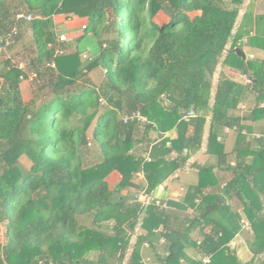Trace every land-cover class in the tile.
<instances>
[{"label":"trees","instance_id":"obj_1","mask_svg":"<svg viewBox=\"0 0 264 264\" xmlns=\"http://www.w3.org/2000/svg\"><path fill=\"white\" fill-rule=\"evenodd\" d=\"M255 2L0 0V264H264V54L234 51L264 53ZM58 14L86 19L91 56L58 40ZM137 112L148 122L122 118ZM203 144L181 198H137ZM241 220L248 263L228 247Z\"/></svg>","mask_w":264,"mask_h":264},{"label":"crops","instance_id":"obj_2","mask_svg":"<svg viewBox=\"0 0 264 264\" xmlns=\"http://www.w3.org/2000/svg\"><path fill=\"white\" fill-rule=\"evenodd\" d=\"M259 6H260L259 4H256V6H255L256 7L255 8L256 13H264V11L263 12H259V11L257 12V10H258L257 7H259ZM81 20L84 21L86 19L85 18H83V19L77 18V17L72 19V18H69L68 16H66L65 14L55 15L54 16V30L57 31L58 28L60 27V25H65L66 29L79 28V21H81ZM62 27H64V26H62ZM61 31L65 32L66 30L63 29ZM71 35H73V33L68 34V36H71ZM69 50H71V49H69ZM243 52L245 53V55H249V56H252V55L262 56L264 54L262 51H257L256 49H252V48L249 49L248 52L246 50H243ZM228 69L233 70L229 66L223 67V70L225 71V73L228 76H230L228 73L229 72ZM251 103H252V101L250 100V97H248V99L245 101V104H246L245 108L250 107ZM153 134H155V132H152L151 136H153ZM228 135H229V133H228ZM174 136H175L174 131L167 132L163 135V137L168 138V139H171ZM205 137H206V135H205ZM230 139L232 141L233 136H231L230 138L228 136V138H227L228 147H229V144L231 143V141H229ZM139 146L140 145L135 146L136 151H138V149H140ZM143 154H145V152H143ZM205 157L206 156L204 154V144H203L200 151L196 155L193 156V158L195 159V162L194 161L193 162L191 161L190 163L188 162L189 164L186 163L185 167L183 169L176 170L172 175H170L166 180H164L154 190V192L152 193V197L164 199V200L181 198L182 194H184L186 187L188 185L194 184L196 182L197 170H196V167H192V164L193 163L197 164L196 161H203L205 159ZM111 174H115L113 176H116V179L119 180V174L117 172H112ZM135 176H137L139 179H141V182H142L143 175L141 173H137V174H135ZM222 177L224 178V182H225L230 176H229V174H223ZM131 191H135V190L131 189ZM251 237H252V232L250 230H248L246 228H241L239 230V232L237 233V235L228 244V247L234 252V254L237 256V258L239 259V261L241 263H248L251 261L252 253L248 247V242L251 239ZM143 260H145V264H156L152 260H148V258H146V257H144ZM252 264H254V263H252Z\"/></svg>","mask_w":264,"mask_h":264},{"label":"rangeland","instance_id":"obj_3","mask_svg":"<svg viewBox=\"0 0 264 264\" xmlns=\"http://www.w3.org/2000/svg\"><path fill=\"white\" fill-rule=\"evenodd\" d=\"M247 1L248 0H245V3H247ZM256 4H259L260 6L259 7H257V12L259 11V12H263L264 11V0H256V2H255V6H256ZM83 19V18H82ZM164 19H165V17H164V15H161V16H158L157 17V20L158 21H164ZM83 24H86V20H81V21H79V27H81V25H83ZM62 26H64V27H62ZM66 30L65 32V34H70V33H73V35H71L70 37H72V41L70 42V44H71V46H70V49H75V48H77L80 52H81V56H82V59L84 60L85 58H87V57H89V55L91 56L96 50H97V43H96V40H95V38L93 37V35L91 34V33H87V34H82L83 32H82V30H81V28H75V29H66V27H65V25H60V27L58 28V30H57V33L58 34H60V33H63V31H61V30ZM83 35V36H81V37H79L78 39H77V36H79V35ZM228 46H229V44H228ZM249 56V55H248ZM228 73H229V75L231 76V77H233V79H235V80H237V81H241V82H243V83H245V84H247V82H248V79L245 77V76H243V74H240V73H238L236 70H231V69H228ZM227 72V71H226ZM96 73V72H95ZM97 74V73H96ZM29 76V78L30 77H33L34 76V73H31V74H29L28 75ZM98 76H100L99 75V73H98ZM20 89H21V95H22V98L24 99V101H27L28 99H30V97L32 96V92H31V87H30V84H29V81L28 80H26V81H23L22 83H21V85H20ZM102 101H104V99L102 100ZM103 103V102H102ZM245 106H246V104H245V101H243L242 100V102H241V104H240V107L242 108V109H246L245 108ZM244 107V108H243ZM122 118H124V116L122 117ZM94 125V123L92 124V126ZM92 126L89 128V130H88V132H89V134H90V131H91V129H92ZM229 133V132H228ZM153 136H154V134H153ZM229 138L231 137V136H233V134L232 133H229ZM229 141H231V139L229 140ZM205 160V159H204ZM204 160L203 161H196L197 162V164H202L203 162H204ZM195 162V159L193 158V156L190 158V159H188L187 160V162L186 163H190V162ZM22 162H23V164L24 165H28V161H26V159L25 158H23L22 159ZM188 163V164H189ZM113 175H115V174H110L109 176H108V181H109V186L110 187H112L115 183H116V181H118L117 179H116V176H113ZM119 178H120V176H119ZM133 181L135 182V183H138V184H141V183H143V179H142V182H141V179H139L137 176H135V177H133ZM129 191H131V188H130V190ZM125 192V191H124ZM182 196H183V194H182ZM189 212L191 211V210H188ZM246 229H248V230H250L251 231V228H250V223L249 222H247V228ZM3 231H4V228H3V225L2 224H0V241H2L3 240V238H4V236H3ZM141 232V229L139 228V225L137 226V228H136V230H135V233H134V235L132 236V238H131V241H130V247L128 248V250H127V255L129 254V252L131 251V248H132V244H133V242L135 241V238H136V235H138L139 233ZM252 232V231H251Z\"/></svg>","mask_w":264,"mask_h":264},{"label":"built area","instance_id":"obj_4","mask_svg":"<svg viewBox=\"0 0 264 264\" xmlns=\"http://www.w3.org/2000/svg\"><path fill=\"white\" fill-rule=\"evenodd\" d=\"M84 27H85L84 24L81 25V28H84ZM58 40H59L60 42H64V41H66V40H67V36H66V34L61 33L60 35H58ZM8 43H9L8 40H6V44H8ZM56 52H57V53H58V52L61 53L62 50H56ZM21 66H24V65L21 63V64H20V67H21ZM246 78L248 79V81H250V79H249L248 77H246ZM100 101L102 102L101 99H100ZM191 114H192V112H191ZM123 119H124V121H126L127 119H130V120L135 119V120L140 121V122H148L147 119H146L144 116L140 115L138 112H137V113H133V114H131V115H129V116H128V115H125ZM142 195H143V194L140 193V194L137 196V198L141 199V200L143 201L144 204H147L150 200L154 199L155 204L166 207V203H165V202H161L159 198H153L152 196H146V197L144 196V198H143ZM135 196H136V195H135ZM240 228H247V222H246L245 220H241V221H240ZM162 240H163V239H161V241H162ZM209 257H210L209 255L204 256V257L202 258V262H203V263L208 262Z\"/></svg>","mask_w":264,"mask_h":264},{"label":"water","instance_id":"obj_5","mask_svg":"<svg viewBox=\"0 0 264 264\" xmlns=\"http://www.w3.org/2000/svg\"><path fill=\"white\" fill-rule=\"evenodd\" d=\"M234 51L239 55L241 56L242 58L245 57V53L243 52V50H241L240 48H235ZM160 136V134H159Z\"/></svg>","mask_w":264,"mask_h":264},{"label":"clouds","instance_id":"obj_6","mask_svg":"<svg viewBox=\"0 0 264 264\" xmlns=\"http://www.w3.org/2000/svg\"><path fill=\"white\" fill-rule=\"evenodd\" d=\"M56 32H57V31H56ZM60 34H61V33H60ZM60 34H59V35H60ZM64 34H65V33H64Z\"/></svg>","mask_w":264,"mask_h":264}]
</instances>
